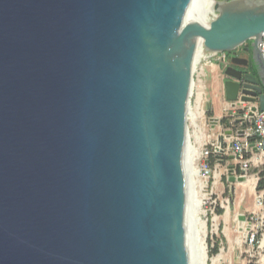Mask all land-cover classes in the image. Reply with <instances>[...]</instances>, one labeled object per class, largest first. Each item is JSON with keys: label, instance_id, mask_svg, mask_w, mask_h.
<instances>
[{"label": "water", "instance_id": "95a60500", "mask_svg": "<svg viewBox=\"0 0 264 264\" xmlns=\"http://www.w3.org/2000/svg\"><path fill=\"white\" fill-rule=\"evenodd\" d=\"M188 5L0 0V264H191L196 49L244 44L256 75L227 65L225 96L264 110V0Z\"/></svg>", "mask_w": 264, "mask_h": 264}, {"label": "rangeland", "instance_id": "374dc122", "mask_svg": "<svg viewBox=\"0 0 264 264\" xmlns=\"http://www.w3.org/2000/svg\"><path fill=\"white\" fill-rule=\"evenodd\" d=\"M242 47L244 44L233 50L239 53ZM246 55L249 57V52ZM229 59L224 51L212 52L200 58L201 61L198 59L187 92L189 105L202 103L203 108L202 114L193 120L196 123L188 117L185 120L189 137L198 144L201 154L196 160L203 221L201 264H264V188H257L258 172L264 169V162L258 165L253 161L244 164L236 160L229 148L232 138H226L229 133L225 131L235 130V126H227L221 120L234 123L249 104L225 96L224 81L230 76L224 69ZM197 137L201 141L198 142ZM212 145H219L220 151L210 153L216 157L209 163L210 154L205 156L203 151L211 149ZM250 178L255 180L253 188L247 185ZM217 242L219 247L214 253L211 247Z\"/></svg>", "mask_w": 264, "mask_h": 264}, {"label": "bare ground", "instance_id": "6f19581e", "mask_svg": "<svg viewBox=\"0 0 264 264\" xmlns=\"http://www.w3.org/2000/svg\"><path fill=\"white\" fill-rule=\"evenodd\" d=\"M214 3L215 0H189L188 12L191 15L197 17L198 19L206 22L210 20L216 13V11L213 9ZM210 53L212 52L207 51L204 47H202L201 44H199L197 46L195 53V63L197 62L198 59L200 60V58L205 57ZM188 98L189 96L187 95V99ZM201 104L202 103H198L193 107L190 106L188 102L185 109V119L187 117L191 118L193 122V120H195L198 115H201L203 109ZM197 140L198 142L201 141L200 137H197ZM183 149H184V158H185L184 160H185V176H186L187 209L193 231L192 248H191V264H201L204 258V255H202L204 242H203V236L201 234L203 232V221H201V217H200L202 207H201V197L199 196V194L201 195V193H199V191L201 185H199L198 182L199 181L197 177L198 172L196 168V160L199 159V156L201 154H200V147L198 146V144L192 142V140L190 139L186 125H185V139H184ZM254 183L255 180L253 178H250L247 181V185L252 186V188L254 186Z\"/></svg>", "mask_w": 264, "mask_h": 264}, {"label": "built area", "instance_id": "2783aa9c", "mask_svg": "<svg viewBox=\"0 0 264 264\" xmlns=\"http://www.w3.org/2000/svg\"><path fill=\"white\" fill-rule=\"evenodd\" d=\"M259 47L264 57V30L261 33ZM232 54V53H231ZM230 54V55H231ZM230 58V57H228ZM249 103V102H248ZM251 105L256 108L251 111ZM242 124V128L238 131L230 141L229 148L236 160L247 164L253 161L259 165L264 162V110L258 107V103H249L241 111L240 119L237 120ZM247 124L246 127H243ZM252 149H256L258 156L254 159L248 158L246 153ZM219 145H212L211 149L205 148L203 154L208 156L210 153L219 152Z\"/></svg>", "mask_w": 264, "mask_h": 264}, {"label": "trees", "instance_id": "16d2710c", "mask_svg": "<svg viewBox=\"0 0 264 264\" xmlns=\"http://www.w3.org/2000/svg\"><path fill=\"white\" fill-rule=\"evenodd\" d=\"M244 50V47H242L241 48V51H243ZM224 53H226V57H230V54L231 53H237V52H234V50H231V51H224ZM251 67V73L253 74V75H255L256 74V72H255V70L252 68V66H250ZM222 120V122H225V123H227L228 121H227V119H221ZM235 122H239V121H235ZM234 122V123H235ZM232 124V123H231ZM250 153H246V156H248ZM215 157H216V155H214V154H210L209 155V157H208V162L209 163H212L213 161H214V159H215ZM237 170H240L238 167H237ZM258 175H259V179H258V181H257V188L258 189H262V188H264V169H261L259 172H258ZM219 211H222V209H219ZM218 247H219V245H218V242L215 244V245H213L212 247H211V251L212 252H216L217 250H218ZM247 264H254V263H252V262H248Z\"/></svg>", "mask_w": 264, "mask_h": 264}, {"label": "flooded vegetation", "instance_id": "af4514ba", "mask_svg": "<svg viewBox=\"0 0 264 264\" xmlns=\"http://www.w3.org/2000/svg\"><path fill=\"white\" fill-rule=\"evenodd\" d=\"M248 53V51H246L245 49L243 51H240L239 53H234V54H231V56L233 55H236V56H239V57H246L249 59V57L246 55V53ZM227 65H231V66H234L235 68L241 70L242 72V75L246 74V73H251V67H250V63L244 65V64H235V63H232L230 60L227 61ZM256 75V74H255Z\"/></svg>", "mask_w": 264, "mask_h": 264}, {"label": "crops", "instance_id": "0c3cea01", "mask_svg": "<svg viewBox=\"0 0 264 264\" xmlns=\"http://www.w3.org/2000/svg\"><path fill=\"white\" fill-rule=\"evenodd\" d=\"M235 121H237L236 119H235ZM234 121V122H235ZM229 124H231V123H229V122H227V126L229 125ZM234 126H235V130H232V129H226L225 131H226V133L228 134V137H226V138H232L238 131H240V129L242 128V124L240 123V122H235V123H232ZM229 128V127H228ZM250 152H251V154H250V157L253 159H255L257 156H258V153H257V151H256V149H252V150H250Z\"/></svg>", "mask_w": 264, "mask_h": 264}]
</instances>
